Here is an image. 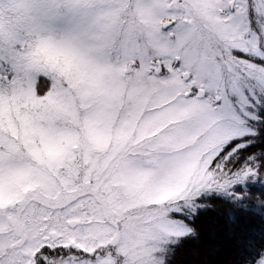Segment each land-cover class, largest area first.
<instances>
[{
	"label": "snow or ice",
	"instance_id": "6c2138e0",
	"mask_svg": "<svg viewBox=\"0 0 264 264\" xmlns=\"http://www.w3.org/2000/svg\"><path fill=\"white\" fill-rule=\"evenodd\" d=\"M262 196L264 0H0V264H174Z\"/></svg>",
	"mask_w": 264,
	"mask_h": 264
},
{
	"label": "trees",
	"instance_id": "16d2710c",
	"mask_svg": "<svg viewBox=\"0 0 264 264\" xmlns=\"http://www.w3.org/2000/svg\"><path fill=\"white\" fill-rule=\"evenodd\" d=\"M193 226L197 238L182 242L176 251L174 264H238L241 252L250 240L264 243V216L251 211L237 212L236 219L230 220L221 201L210 204Z\"/></svg>",
	"mask_w": 264,
	"mask_h": 264
}]
</instances>
